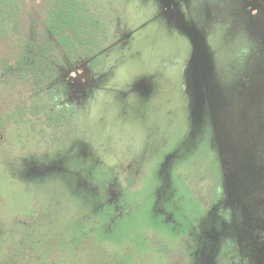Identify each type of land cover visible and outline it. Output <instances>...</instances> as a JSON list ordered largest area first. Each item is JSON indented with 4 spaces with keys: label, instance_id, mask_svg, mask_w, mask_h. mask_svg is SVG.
<instances>
[{
    "label": "rangeland",
    "instance_id": "obj_1",
    "mask_svg": "<svg viewBox=\"0 0 264 264\" xmlns=\"http://www.w3.org/2000/svg\"><path fill=\"white\" fill-rule=\"evenodd\" d=\"M84 1L96 70L0 80V264L264 262V0Z\"/></svg>",
    "mask_w": 264,
    "mask_h": 264
},
{
    "label": "trees",
    "instance_id": "obj_2",
    "mask_svg": "<svg viewBox=\"0 0 264 264\" xmlns=\"http://www.w3.org/2000/svg\"><path fill=\"white\" fill-rule=\"evenodd\" d=\"M101 28L84 0H0V80L30 82L35 95H49L51 89L41 83L48 52L58 50L72 57L83 49L97 61L96 30ZM248 263L246 259L241 264Z\"/></svg>",
    "mask_w": 264,
    "mask_h": 264
},
{
    "label": "flooded vegetation",
    "instance_id": "obj_3",
    "mask_svg": "<svg viewBox=\"0 0 264 264\" xmlns=\"http://www.w3.org/2000/svg\"><path fill=\"white\" fill-rule=\"evenodd\" d=\"M254 7H256L258 10L261 9V5H255ZM103 51L102 49L98 50V53H97V56L100 57V52ZM91 67L92 69L96 70V67L98 66V63L96 61H94L92 58H91ZM193 133H195V130L193 129L192 133L190 134V136L188 137V140H190L192 137H193ZM194 141V140H192ZM189 142V141H188ZM175 154H171L170 157L166 158L164 161H163V165L164 166H169L170 165V162L173 160V157ZM170 159V162H168V160ZM222 170H223V167H222ZM225 172L227 171L226 169L224 170ZM247 259H248V262L249 264H264V262L261 263V259L255 257V260L253 258L249 259L248 256H247Z\"/></svg>",
    "mask_w": 264,
    "mask_h": 264
},
{
    "label": "water",
    "instance_id": "obj_4",
    "mask_svg": "<svg viewBox=\"0 0 264 264\" xmlns=\"http://www.w3.org/2000/svg\"><path fill=\"white\" fill-rule=\"evenodd\" d=\"M199 51H201V53H203L204 51L202 50V49H199ZM195 65H197V64H195ZM194 67V66H193ZM202 85H197L196 86V89H194L195 91V94H194V98H195V100H196V102H195V105H196V107H197V109H201L202 108V106H203V101L199 98L200 97V95H201V92H202Z\"/></svg>",
    "mask_w": 264,
    "mask_h": 264
}]
</instances>
